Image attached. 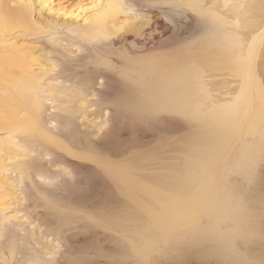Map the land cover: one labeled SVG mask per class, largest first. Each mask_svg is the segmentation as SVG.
<instances>
[{
  "label": "bare ground",
  "instance_id": "1",
  "mask_svg": "<svg viewBox=\"0 0 264 264\" xmlns=\"http://www.w3.org/2000/svg\"><path fill=\"white\" fill-rule=\"evenodd\" d=\"M155 8L193 15L196 34L150 48L132 40L134 52L124 47L120 60H111L112 41L142 38ZM108 81L126 127L112 131L111 146L99 151L90 138L108 126L112 93L99 106L95 99ZM97 107L102 123L91 120ZM167 116L187 130L180 143L161 139L165 144L151 150L138 144L139 152L128 146L135 126ZM80 123L91 133L77 130ZM53 157L57 171L37 165ZM72 161L108 188L98 210L119 211L105 225L125 241L129 264L157 263L207 238L218 246L249 236L252 218L262 220L264 191L262 203L256 197L261 213L253 212L231 184L261 179L264 166V0H78L73 7L65 0H0V264H20L23 249L22 264H49L26 248L38 233L30 215L20 216L22 197L34 180L51 185L68 176Z\"/></svg>",
  "mask_w": 264,
  "mask_h": 264
},
{
  "label": "rangeland",
  "instance_id": "2",
  "mask_svg": "<svg viewBox=\"0 0 264 264\" xmlns=\"http://www.w3.org/2000/svg\"><path fill=\"white\" fill-rule=\"evenodd\" d=\"M65 2L67 6L73 7L74 5H76L78 0H65ZM165 12L163 9H160V8H155L153 10L148 11V14L150 13V16H151V26L145 30L144 36L142 38L133 39L132 36H130V37H127L126 39L125 37L122 38L120 36L119 38H116L115 40H113L112 42L114 43H111V48L114 51L115 56H111V58L114 57L111 60H113L114 62H118L120 59L118 58V55L116 54L118 52H121L124 47H127L129 49V46L131 45L133 41L139 45L144 44L146 48H150L156 42L166 43L172 40L173 38L185 39L186 37H192L194 34H196L197 25L195 23V17L193 15L187 14V13L185 15L180 12L173 13V14H170L167 11ZM170 16L173 17L172 21L169 20L168 18ZM187 16L189 17L188 19H187ZM102 47L105 49L104 46ZM128 51L134 52V50H131V49H129ZM88 54L89 52L87 53L86 51V53L84 52V54L82 52L81 55L85 57ZM107 83H108L107 85L100 88L99 90L100 97L99 99H95V101L97 102V105L99 106L101 105V103L106 102L108 99V96H111V93H112L113 97L111 96V104H110V107L108 108L109 114H110L109 117L107 118L108 126L103 131H101L97 137L90 138V141H93L94 146L99 151H102V149L105 150L106 148L111 146L112 143L109 145L110 143L109 140H110V137L115 132V130H118L119 128L124 127V126L126 127V124L120 119V112H118L119 105H118L116 98L113 95L115 93L112 92L114 91L112 90L113 89L112 88L113 86L111 85L112 83L111 81H108ZM99 109L100 107H97L96 109L93 110L92 114L94 115L92 116L91 120L102 123V121L105 120L106 118H103V119L98 118L100 114ZM180 122L182 121L179 120L178 122L172 116H167L159 122L152 123L151 126H148V127L147 126L140 127L139 123L137 125L135 122L133 126L137 125L138 128L140 127V129H137L136 126L134 127L135 130H137L136 131L137 138L135 140L137 144L135 141L133 142L129 141L127 142L128 146L132 148L133 147L132 145H134V147H137L135 149H137L138 151L139 149L137 145L143 144L146 146L145 147L146 149L151 150L155 148L156 145L161 143V139L163 141L165 140L166 144L168 145H170L171 143L178 144L182 141L184 133L186 134L187 132V130H184V127L182 126ZM80 125L81 123L78 124L76 127H77V130L79 129V131L82 134L87 135L91 133L92 130L91 131L85 130L81 128ZM130 127L131 125H128V128ZM67 131L70 132L69 130H63L61 131V133L65 135L68 133ZM175 135L176 137H174ZM178 138H181L180 141ZM82 139L86 141L84 136H82ZM120 140L121 142H124V138H121ZM167 140L170 141L171 143L170 142L168 143ZM174 141L176 142L174 143ZM162 144L164 145L165 143L162 142ZM159 145L163 146L161 144ZM123 146L124 145L120 147L122 148ZM138 152H136V154H138ZM58 156H61V155H58ZM111 158H115V157L112 156ZM48 159L49 160L45 162H43V160L42 162L39 160V163L37 165H40L43 168L48 169L49 171H52V172H54L55 170L57 171L58 169L57 167L54 166V164L55 162L58 161L56 160L58 158L53 157L52 159L50 158ZM114 160L117 161V160H120V158H116ZM35 161L38 162V160H35ZM262 166L259 169V174L261 176V179L258 178L260 180H263V182L259 180L261 183L259 181H256L258 180L256 178H252L253 181L251 182H250L251 179L248 180L249 184L244 183L243 180L240 178L232 179L233 183L231 185L232 186L234 185L233 189L236 190L234 191V193L236 192L235 194L238 195L241 192L240 197L242 199L244 197L245 198L244 201L246 203H248L249 201V204L251 205V208L253 207V209L249 207L250 206L249 204H247L246 206H248L252 211L254 209H257V210L259 209L260 211H262L261 206L258 207L259 206L258 202L260 201L262 203L263 202L262 200H264V196L262 195V193H260L261 191H264L262 190V188L264 189V184H263L264 183V175H263L264 166L263 167ZM69 168H70L69 175L62 177L59 181L55 182L54 184L48 185V184H44V183H41L39 181L37 182L36 180H34L35 185L37 187L35 186V188L34 187L29 188V185L28 184L26 185L25 188H26L27 193L25 197L21 196L24 199L23 201L24 213L20 216L23 217L25 214H27L28 216L30 215L29 216L30 221L35 227L36 233H38L36 234V236L38 235V237L35 236L36 237L35 242L36 241L37 242L31 243L30 241L32 245L29 244L27 245L26 248L30 250L29 251L30 253L32 252L31 255L33 254L35 256H39V258L41 257L39 260L43 259V263L48 262L49 264H129V260L125 256L127 254L126 253L127 251H126V248L123 246L125 241L121 239L119 236H117V234L113 232H109L107 230V226L105 225L106 219L108 220L109 218L113 217L115 214H117L118 210H115L112 212L106 211L103 213L102 212L100 213V211L98 210V208L103 210V208L105 207L104 203L101 202V200L106 194V191H104V189L106 190L108 188L95 185L94 182L98 181L99 175L97 176V174H93L89 172L85 167H82V165H79L75 161H72V163H70ZM261 185L263 186L262 188H261ZM36 188H39V191H42L44 195L42 196L38 194L37 193L38 191H36L38 189ZM237 190L239 193L237 192ZM257 192H259L260 194ZM259 195H262L261 196L262 200L259 198L260 197ZM256 197L260 199L259 201L257 200L258 202L256 201L257 199ZM263 203L261 204L262 207L264 206ZM262 209L264 212V207ZM259 210L258 212H260ZM262 213L261 214L256 213L257 215L263 216L261 221H260L261 219L260 217L259 220L252 218V220L249 222L248 226H249L250 231L249 230L248 231L250 235L248 236V232H246L247 234L246 233L245 234L247 236L244 234V237L246 236L247 238L246 237L243 238L242 236L243 240L240 241V243L238 244L239 246L236 245L237 243L236 244L234 243L235 245L234 247V245H231V243L228 240L227 241L222 240V242L218 240L217 243L219 245L221 243V245L217 246L216 242L215 241L213 242L214 238L213 239L207 238L206 241L207 242L209 241L210 244H212L213 246L208 244L209 242L207 243L205 241L206 242L205 243L203 241L204 242L203 244V242L201 241V244L198 243L196 244V246L194 245V248L193 246L186 247L184 249L180 248V251L182 250V253H180V255H179V248L178 250L175 249V253L173 255L171 254L170 256L169 253H168L169 255L165 254L166 256L161 258V260H158L160 262H157V263L155 262L153 264H224L227 262L228 263L231 262L233 259L239 262V264H264V215H262ZM256 214L254 215V217L257 216ZM93 216L95 219H93ZM257 217L259 218V216ZM93 220L96 221L97 224L94 223ZM28 227L29 225L26 226L27 230L30 228ZM10 237H12V235L11 236L8 235L5 238L4 244H8L10 242L11 240L9 239ZM114 238H118L119 241L118 239H114ZM211 241L215 244H213ZM224 244H227L229 248ZM29 246H32L30 247L31 249L29 248ZM225 246H226V249H225ZM216 247H219V248L221 247L220 249L222 248L223 249L221 251L219 248H217L218 251L220 250L217 254L216 253L217 249H215ZM231 247L233 248L232 250H230ZM47 248H50V249L55 248L54 250L53 249L52 250L57 253L55 255H49V254L47 255L46 250H49ZM187 248H190V249H187ZM234 248H237V249L235 250ZM120 250H122L123 253ZM223 250L225 251L227 250L228 256H225L227 254L226 252H223ZM24 251L25 249L22 250L21 252L22 254H20L16 259V261H19L20 264L23 263V257L25 255V253H23ZM229 251H232V252H229ZM43 252L46 253V256L44 258L40 256L41 253L43 255ZM118 252L120 253V257H119ZM222 252L223 254L225 253L223 255L225 256V258L222 255H220L221 259L222 258L223 260L226 259L227 262H225L226 260L222 262L220 258L218 259V257H220L219 253L221 254ZM233 253L235 255H233ZM175 254H177L178 257L175 256ZM230 254L233 255L234 257H232ZM169 257L172 258V260ZM240 257H244V258H240ZM165 258H169V260L167 259V261H164L166 260ZM228 258H231V260H228ZM126 260H128L127 261L128 263L126 262ZM234 262L232 261L229 264H235ZM237 262L236 264H238Z\"/></svg>",
  "mask_w": 264,
  "mask_h": 264
}]
</instances>
